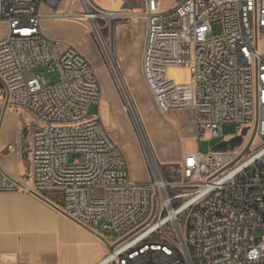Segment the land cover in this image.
<instances>
[{"label": "built area", "instance_id": "2783aa9c", "mask_svg": "<svg viewBox=\"0 0 264 264\" xmlns=\"http://www.w3.org/2000/svg\"><path fill=\"white\" fill-rule=\"evenodd\" d=\"M62 1L65 10L43 15V3ZM110 12L93 0H0V108L22 113L30 131L29 169L17 177L0 169V194L36 197L114 244L97 264H264V234L255 237L264 230V0L133 8L146 26L141 70L158 110H190L197 138L229 140L247 129L231 149L184 153L172 179L148 158L147 182L130 179L101 112L88 110L102 98L90 59L42 28L45 17L83 24L108 63ZM43 68L56 80L34 74ZM225 124L235 132L224 135Z\"/></svg>", "mask_w": 264, "mask_h": 264}, {"label": "crops", "instance_id": "0c3cea01", "mask_svg": "<svg viewBox=\"0 0 264 264\" xmlns=\"http://www.w3.org/2000/svg\"><path fill=\"white\" fill-rule=\"evenodd\" d=\"M140 2L141 0H132L127 3L124 0L125 8L121 9L129 8L133 11ZM66 5L67 3L62 1L54 8L48 3H43L40 8L43 15L47 16L53 11L65 10ZM118 9L120 8H115ZM136 18L137 16L117 17L114 20L131 23L136 26L135 28L141 27L144 33L141 51L137 47L138 43L133 42L131 29H125L119 37L112 36V39L108 40L112 63L120 72L124 83L133 71H141L142 74L141 58L146 26L144 20ZM61 21L45 17L42 20L45 34L59 39L62 31L52 23H62ZM74 23L84 27L79 22ZM6 34L7 27L0 23V39ZM80 51L88 54L86 50L80 49ZM100 76L105 78V83L101 86L100 102L105 109L103 108L101 114L106 118L107 124L112 125L115 119H110L107 103L111 94L108 93L110 80L112 81L114 77L112 73H100ZM25 119L22 113L14 109L0 111V169L12 177L26 173L29 169L27 140L30 131H25L23 124ZM163 131L164 129L151 131L149 143L152 153H154L153 139L155 136L159 137ZM191 140L193 146L187 148L186 152L196 150L197 140L194 137ZM8 145L12 146L11 150L7 149ZM107 252L108 245L99 234L76 223L46 202L26 194H0V264H97Z\"/></svg>", "mask_w": 264, "mask_h": 264}, {"label": "rangeland", "instance_id": "374dc122", "mask_svg": "<svg viewBox=\"0 0 264 264\" xmlns=\"http://www.w3.org/2000/svg\"><path fill=\"white\" fill-rule=\"evenodd\" d=\"M97 4L105 5L107 8H120L116 10V13H125L124 0H95ZM162 8H167L172 5L173 0H161ZM59 20V19H54ZM62 23H52V25L62 31V35L59 39L72 42L79 50H86L88 54H85L90 61L92 62L95 71L100 79V83H105V78L100 76V73H111L109 65L107 63V58L104 55V52L100 53L98 47L93 40V38L88 34L87 29L82 25L74 23L75 21L60 19ZM66 21V22H65ZM116 23V25H115ZM115 25V26H114ZM136 27V26H135ZM131 23H120V21L113 20L111 33L114 38L119 37L121 32H124L125 29L132 30V39L133 42L136 41L137 47L142 49L144 33L140 26L135 28ZM142 32V33H141ZM106 33L108 31L103 29V38L106 42ZM109 34V33H108ZM107 34V38H108ZM140 34H143L140 36ZM142 37V39H140ZM77 39V40H76ZM110 40V39H109ZM258 45L260 48L264 49V36H258ZM109 60L112 61V58L109 55ZM117 69V68H116ZM118 71V69H117ZM118 73H120L118 71ZM35 75L44 74L49 81L56 80L55 73H47L46 69H38L34 71ZM170 74L177 79L186 78L185 71L182 70H172ZM120 75V74H119ZM122 77L120 76V81L124 89L127 98L131 100V108L126 105V99L119 91L115 79L110 80L109 92L111 93L108 99V111L111 115L110 119H115L112 125H108L106 118L104 121L108 130L111 131L113 137L120 144L123 149L126 158L129 163L130 168V179L135 182H147L149 180V163L148 158L157 162L161 172L164 177L167 179H172L174 177L175 171L177 169V163L181 159L182 155L186 152L187 148L193 146V137L197 140L196 150L200 152H207L212 149L213 145L219 142L217 138H210L208 132H205L202 136L196 137L194 124H193V114L190 110L183 111H168L160 112L156 107L154 99L150 94L146 83L144 81L141 71H133L128 80L124 83ZM112 79V78H111ZM127 88V89H126ZM129 92H128V91ZM130 96H128L129 94ZM133 97V99H132ZM135 97V98H134ZM133 102V103H132ZM136 105H135V104ZM149 108L156 116L161 119V124H158L160 128H163L164 131L161 135L155 136L153 139L154 142V153L149 152L148 148L143 144L145 141L148 142L149 139L145 136L142 130L138 127V122L135 120L134 111L141 113L146 112V108ZM104 105L92 104L89 106L88 110L90 113H97V110L102 112ZM133 108V110H132ZM2 108H0V111ZM6 111L13 110L10 107L5 108ZM138 110V111H137ZM145 110V111H144ZM135 118V119H134ZM135 128L133 127V124ZM161 125V126H160ZM224 135H230L235 132L233 124L223 125ZM143 141V142H142ZM248 141V140H247ZM123 144V145H122ZM150 144V143H149ZM149 147V146H148ZM150 149V147H149ZM74 158L73 155H69V160L72 161ZM103 234L106 236L115 234L110 230H104ZM264 234V230L258 228L255 233L257 239H261Z\"/></svg>", "mask_w": 264, "mask_h": 264}, {"label": "bare ground", "instance_id": "6f19581e", "mask_svg": "<svg viewBox=\"0 0 264 264\" xmlns=\"http://www.w3.org/2000/svg\"><path fill=\"white\" fill-rule=\"evenodd\" d=\"M93 1H95V0H93ZM96 2V1H95ZM97 3V2H96ZM99 6H101L102 8H104V9H107L104 5H102V4H98ZM108 10H111L112 12H110V17H111V23H110V28H112V21L114 20V19H116L117 17H130V16H136V15H133V14H131V12H125V13H120V14H118V13H116V10H115V8H113V9H108ZM133 12V11H132ZM98 18L99 19H101V18H103V16L102 15H99L98 16ZM102 29H104L103 27H102ZM106 46H105V51H106V53H108V56L110 55V57H111V48H110V45H109V41H108V38H107V34H106ZM103 44L105 45V43H104V41H103ZM127 89V88H126ZM128 91V90H127ZM129 92V91H128ZM129 94V93H128ZM131 94H129L128 96H130ZM131 98V97H130ZM130 98H127L126 97V105L129 107V108H131V100H130ZM135 98V97H134ZM132 99H133V97H132ZM133 103V102H132ZM135 104V103H134ZM136 105V104H135ZM132 110H133V108H132ZM138 111V110H137ZM145 111V110H144ZM134 113V115H135V120H137L136 121V123L138 122V127H139V129L140 130H142V132L145 134V136L149 139L150 138V136H151V131L152 130H156V131H161L163 128H160L159 126H157L158 124H161V119L158 117V116H156L152 111H150L149 110V108L147 107L146 108V112L144 113V112H142V110H141V113H138V112H133ZM103 116V115H102ZM104 118V117H103ZM161 126V125H160ZM143 142V141H142ZM143 144L148 148V150H149V152L150 151H152L151 150V147H150V144H149V141L148 142H146L145 143V141L143 142ZM150 147V149H149V147ZM151 153V152H150ZM152 154V153H151Z\"/></svg>", "mask_w": 264, "mask_h": 264}, {"label": "water", "instance_id": "95a60500", "mask_svg": "<svg viewBox=\"0 0 264 264\" xmlns=\"http://www.w3.org/2000/svg\"><path fill=\"white\" fill-rule=\"evenodd\" d=\"M108 65H109V68L111 70V73H112V75H113V77L115 79V82L117 84V87H118L119 91L121 92V94L126 99L127 95L125 94L124 89L122 87V84H121V81H120V75H119L118 71L115 70V66H114V64L112 62H108ZM246 132H247V129L246 128H243L241 133H242V135H245ZM242 135H237L235 137H232L229 140L219 141V142H217V143H215L213 145L212 150L213 151H225L227 149H231L234 146L241 144V142L243 140ZM253 135H254V133H252V136L250 138V141L246 145V147H245V149L243 151V154H245V153H247L249 151V144H250V142L253 139ZM107 245H108V250H110V251L114 247V244H111V245L110 244H107Z\"/></svg>", "mask_w": 264, "mask_h": 264}]
</instances>
